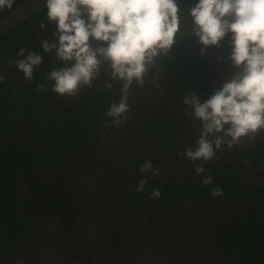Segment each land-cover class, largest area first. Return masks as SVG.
I'll use <instances>...</instances> for the list:
<instances>
[{"label":"trees","instance_id":"obj_1","mask_svg":"<svg viewBox=\"0 0 264 264\" xmlns=\"http://www.w3.org/2000/svg\"><path fill=\"white\" fill-rule=\"evenodd\" d=\"M23 1L16 0L15 6ZM46 12L44 8L30 18L42 41L51 40L55 31V26L46 19ZM7 13L0 12V18ZM41 23L46 25L43 30L40 28ZM21 46L43 56V63L35 69L31 82L8 63L9 58H15ZM222 48L226 51L225 55L230 53L226 43ZM203 58L206 59L200 55L199 46L194 41L180 38L170 55L165 57L164 64L178 71L176 76L182 78L176 82L187 91V95L196 92L202 100L214 90L207 83L209 68ZM221 63L228 73L223 78L227 79L233 69L228 58ZM60 66L55 54L43 53L26 22L0 39V75L4 77V82L0 83V111L4 109V112H0V194L8 191L7 183L15 187L22 183L26 188L24 193L19 192L18 196L21 197L14 202L13 210L17 208L20 211H14V216L3 215L9 208V201H2L4 198L0 197V224H4L0 228V264H13L21 256L25 258L26 264H39L34 261V252L40 254L47 249L52 256L68 258L71 264H93L79 231L88 217L103 221L107 217L106 212H101L97 203H91L86 193H80L72 180L40 183L37 175L49 169L67 174L88 168L92 174H101L109 179V153L98 151L99 139L96 135L113 126L112 119L104 114L111 103L119 101L121 83L111 81L113 87L108 89L107 79H104V72L101 71L92 86L84 87L78 95L60 96L51 91V83L45 80L54 67ZM183 80L188 81L187 85ZM96 81L98 84L95 86ZM38 84H47L49 90L38 91ZM134 93H140L139 87L135 85L132 90ZM101 99L107 101L102 103ZM121 125L114 127L119 128ZM196 125L199 132L198 122ZM155 134L163 157L148 151L144 156L132 159L128 179L119 173L120 160L116 158L114 176L124 188L118 185L115 197L123 200L128 197L131 205L138 202L133 209L135 218L145 221L150 228L149 236L159 237L160 243L167 221H159L149 213L145 214L144 207L168 213V217L173 219V227L179 228L188 210L192 218L198 208L210 199H216L218 203L222 202L224 209H232L235 213L218 233V241L212 251L217 257L216 264H264V133L250 142L245 140L231 150L225 146V150L218 153L219 161L205 164V175L210 174L215 178L210 186L203 185L201 178L192 170L193 165L181 157L172 161L178 166L168 165L165 175L151 177L144 192L140 193L135 189L143 178L139 168L145 158L159 169L166 155L184 151L175 145L173 149H163L165 135ZM216 186L223 190V195L213 198L210 192ZM154 188L161 190L158 199L150 198ZM109 193L106 190L104 194ZM139 203H142L143 208ZM38 219L54 224L53 234L43 231L45 236H40L34 224ZM103 222L106 230L103 235L97 234L93 250L101 264H129L142 259V253L147 248L146 241L130 250L128 229L111 220ZM93 236H96V230ZM49 238L52 241L45 247V241H49Z\"/></svg>","mask_w":264,"mask_h":264},{"label":"clouds","instance_id":"obj_2","mask_svg":"<svg viewBox=\"0 0 264 264\" xmlns=\"http://www.w3.org/2000/svg\"><path fill=\"white\" fill-rule=\"evenodd\" d=\"M15 4L16 0H0V12H12ZM44 7L55 31L51 40L42 41L43 53H54L61 64L45 77L51 91L76 96L91 87L106 66L111 77L106 87H113L111 81L121 83L119 101L104 114L113 126L128 119L133 85L142 87L147 73L170 55L180 38L194 41L201 56L227 44L231 76L206 99L192 92L182 101L185 115L198 122L199 135L180 155L193 165L203 185L215 179L205 175L204 165L219 161L225 146L231 150L264 131V0H44ZM45 27L41 23L40 28ZM8 63L31 82L43 56L21 46ZM37 90L49 89L38 84ZM139 173L143 178L135 190L142 193L160 170L145 158ZM210 195L220 197L223 190L216 186ZM160 196L159 188L150 193L153 199Z\"/></svg>","mask_w":264,"mask_h":264},{"label":"flooded vegetation","instance_id":"obj_3","mask_svg":"<svg viewBox=\"0 0 264 264\" xmlns=\"http://www.w3.org/2000/svg\"><path fill=\"white\" fill-rule=\"evenodd\" d=\"M225 52L222 47L219 49L211 48L204 55L206 59L203 58V60L206 62V67L209 68L206 75L207 83L211 84L212 89L219 88L226 80L223 77L228 75L225 72L223 64L217 62L216 59L217 56L223 59L228 58L229 53L225 55ZM164 64L165 57H162L157 66L147 73L145 84L139 87V94H132L133 88L130 90L128 101L130 111L128 119L122 123L121 127L115 128L111 126L99 131L96 135L99 139L98 151L109 153L108 164L111 167L109 179L104 178L101 174H92L88 168L77 173L68 172L67 174L49 169V171L43 170L39 176L37 175V181L40 183L49 181L53 184L58 180H72L73 186L78 188L80 193H86L91 203H97L99 208H101V212H106L107 217L103 221L107 220L109 222L111 220L120 223L128 229L130 232L128 238L131 242L130 250L139 247L141 242L146 241L147 248L142 253V259L133 260L129 264H140L139 262L143 260L152 259L151 255H156L153 253V250L158 246L165 248L166 251L162 250L160 253L158 252L152 259L154 260V264H216L217 257L212 254V251L216 247L218 233L220 232V228L230 222L231 218L235 216L232 209L223 208L222 202L218 203L216 199H210L204 206L198 208L197 214H194L192 218L189 217L188 210L183 215L185 220L180 223L179 228L173 227V219L171 220L168 217V213L143 208L142 203H139L145 214L149 213L154 219L158 218L157 220L159 221H167L164 234L162 235L163 240L160 243L161 239L159 237L149 236L150 228L148 224L142 219L135 218L133 209L135 208L134 205H138V202L131 205L129 204L128 197H124V200L115 197L118 193L117 186L119 185L121 188H124V185L114 176L116 158L120 160L119 173L128 179L130 177L129 166L133 165L132 159L136 160L144 156L148 151H152V154H159L163 157V150L160 148V143L158 144V138L155 133L165 135L166 139L163 140L166 144L163 145V149H173V145H175V147L185 150L187 147L195 145L198 138L197 125L192 122L189 116L185 115V106L182 104L187 91L176 82L178 78L181 79L182 77L176 76L178 71H173L172 68L166 67ZM101 71L104 72V79H107L106 82H108L111 77L106 66ZM183 82L185 85L188 83V81L184 80ZM97 84L98 81H96L95 86ZM103 101L107 100H102V103ZM132 108L136 109L135 112L131 111ZM0 112H4V109ZM263 133L264 131L259 132L256 137L261 136ZM180 154L165 156L164 164L159 168L161 175H165L168 172V165L172 166L173 164L178 166L175 162L172 163V161L173 159H181L182 156ZM9 184L7 183L8 191L0 194V197L4 198L2 201H9V208L3 212V215L12 214L14 216V211L20 213L17 208L13 210L14 202L18 197H21L18 196L19 192L24 193L26 188L22 183L16 185V187ZM106 190L110 193L104 194ZM3 210L1 209V211ZM92 221L94 222L92 223ZM101 221V219L95 220L88 217L81 224L79 231L86 243L85 250L92 258L93 264H101L93 251L97 242V234L103 235L106 230V226L103 224L102 228L96 229V236H93L94 223L99 224ZM34 224L40 236L44 237L46 231L53 234L54 224H49L43 219L36 220ZM3 225L0 224V228ZM50 241H52V238H49V241H45V247L48 246ZM47 250L49 251V249ZM47 250L40 254L34 252L35 260L32 255L31 257L39 264L72 263L68 258L63 257L61 259L52 256L49 254L50 251L47 252ZM24 259L21 256L13 264H26L24 263Z\"/></svg>","mask_w":264,"mask_h":264},{"label":"water","instance_id":"obj_4","mask_svg":"<svg viewBox=\"0 0 264 264\" xmlns=\"http://www.w3.org/2000/svg\"><path fill=\"white\" fill-rule=\"evenodd\" d=\"M44 8V0H24L15 6L12 12H8L0 18V39L21 23L26 22L30 25L38 44L42 48L41 37L30 18L34 13L41 11Z\"/></svg>","mask_w":264,"mask_h":264},{"label":"rangeland","instance_id":"obj_5","mask_svg":"<svg viewBox=\"0 0 264 264\" xmlns=\"http://www.w3.org/2000/svg\"><path fill=\"white\" fill-rule=\"evenodd\" d=\"M135 110L136 109H131V111H134L135 112ZM94 221H92V223H93ZM102 225H103V221H101V222H99V224L98 223H94V227H93V230H96V229H100V228H102ZM166 251V249L165 248H161V247H157V248H155L154 250H153V253H155L156 255L158 254V252L160 253L161 251ZM156 255H154V254H152L151 256L154 258ZM152 258V259H153ZM152 259H147V260H143V261H141V262H139L140 264H154V260H152ZM152 260V261H151Z\"/></svg>","mask_w":264,"mask_h":264},{"label":"bare ground","instance_id":"obj_6","mask_svg":"<svg viewBox=\"0 0 264 264\" xmlns=\"http://www.w3.org/2000/svg\"><path fill=\"white\" fill-rule=\"evenodd\" d=\"M86 177V176H85Z\"/></svg>","mask_w":264,"mask_h":264}]
</instances>
